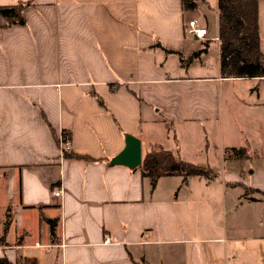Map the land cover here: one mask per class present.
Listing matches in <instances>:
<instances>
[{
	"label": "crops",
	"instance_id": "0c3cea01",
	"mask_svg": "<svg viewBox=\"0 0 264 264\" xmlns=\"http://www.w3.org/2000/svg\"><path fill=\"white\" fill-rule=\"evenodd\" d=\"M18 1L32 2L25 24L0 16V256L264 264V76L222 77L218 0H198L194 11L180 0L0 6ZM202 5L216 25L205 40L185 31ZM257 23L264 59V0ZM62 131L71 153L91 160L65 158ZM126 133L142 155L161 145L218 175L164 176L152 188L139 167L109 165ZM231 147L251 158L226 159Z\"/></svg>",
	"mask_w": 264,
	"mask_h": 264
},
{
	"label": "trees",
	"instance_id": "16d2710c",
	"mask_svg": "<svg viewBox=\"0 0 264 264\" xmlns=\"http://www.w3.org/2000/svg\"><path fill=\"white\" fill-rule=\"evenodd\" d=\"M198 0H180L183 10L194 11ZM258 0H218V38L220 39V65L219 69L224 78H253L264 76V59L260 51V38L257 23ZM32 4L31 1H18L14 5L0 6V16L7 19L6 25L25 24L22 10ZM1 28V27H0ZM97 100L102 103L97 95ZM63 140L70 142L71 135L61 132ZM65 158L78 157L91 160L83 155H75L71 150H62ZM226 159H248L247 147H231L226 150ZM142 176L148 177L151 187L154 188L158 179L164 176L177 175L183 178V182L191 176L216 178L215 173L209 166L198 165L181 159L172 150H167L161 145L152 146L142 156V164L139 166ZM50 223V234L54 237L55 220ZM4 231L0 235V246L7 245L5 235L8 225L4 224ZM0 264H13L6 256H0ZM16 264H31V259L24 258Z\"/></svg>",
	"mask_w": 264,
	"mask_h": 264
},
{
	"label": "water",
	"instance_id": "95a60500",
	"mask_svg": "<svg viewBox=\"0 0 264 264\" xmlns=\"http://www.w3.org/2000/svg\"><path fill=\"white\" fill-rule=\"evenodd\" d=\"M123 147L120 152L112 156L108 161L109 165H123L130 169L141 166L143 155L140 139L132 134L126 133Z\"/></svg>",
	"mask_w": 264,
	"mask_h": 264
},
{
	"label": "built area",
	"instance_id": "2783aa9c",
	"mask_svg": "<svg viewBox=\"0 0 264 264\" xmlns=\"http://www.w3.org/2000/svg\"><path fill=\"white\" fill-rule=\"evenodd\" d=\"M185 31L187 34L199 39L205 40L207 38V28L200 23L198 18L188 20L185 24ZM59 142L61 150H68L70 144L68 140H63V136H61ZM59 192L60 190L57 189L53 194L58 196L60 195ZM108 241L109 240L106 239V242Z\"/></svg>",
	"mask_w": 264,
	"mask_h": 264
},
{
	"label": "rangeland",
	"instance_id": "374dc122",
	"mask_svg": "<svg viewBox=\"0 0 264 264\" xmlns=\"http://www.w3.org/2000/svg\"><path fill=\"white\" fill-rule=\"evenodd\" d=\"M214 12L212 10H208L205 6H201V9L194 15V18L192 19H197L199 17V20L202 25L209 27L211 32H214L216 29L215 25V17H214ZM197 17V18H196ZM191 38V37H190ZM196 46H198L199 43H195ZM206 45H204L205 47ZM210 65L212 64V60H209ZM249 157L251 158V155L249 154ZM253 193V192H250ZM4 200V195L0 191V205L2 204ZM1 214V212H0ZM11 216V213L9 214Z\"/></svg>",
	"mask_w": 264,
	"mask_h": 264
}]
</instances>
